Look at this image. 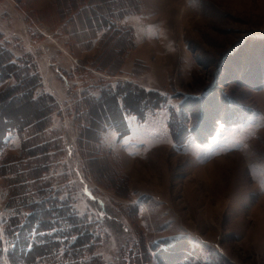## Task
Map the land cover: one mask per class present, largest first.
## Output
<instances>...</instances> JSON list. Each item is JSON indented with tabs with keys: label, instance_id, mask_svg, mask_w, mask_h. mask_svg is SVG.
<instances>
[{
	"label": "rangeland",
	"instance_id": "374dc122",
	"mask_svg": "<svg viewBox=\"0 0 264 264\" xmlns=\"http://www.w3.org/2000/svg\"><path fill=\"white\" fill-rule=\"evenodd\" d=\"M82 1L63 10L61 0H0V31L15 55L33 56L55 101L51 124L66 146L56 171L100 230L95 253L109 264H127L138 247L139 264H264V0ZM92 7L101 19L114 14V29L89 27ZM116 32V45L98 44ZM106 63L113 74L92 66ZM127 81L166 104L143 121L127 114L124 136L108 128L97 144L81 140L82 90ZM4 144L0 156L17 154L19 134ZM4 178L0 227L13 209Z\"/></svg>",
	"mask_w": 264,
	"mask_h": 264
},
{
	"label": "trees",
	"instance_id": "16d2710c",
	"mask_svg": "<svg viewBox=\"0 0 264 264\" xmlns=\"http://www.w3.org/2000/svg\"><path fill=\"white\" fill-rule=\"evenodd\" d=\"M61 2L63 10H76L88 3L81 0ZM109 12L112 14L113 11ZM90 13L96 18L89 17L92 24L89 21V27L112 24L114 29V14L108 20L101 19L100 12L94 7ZM119 36V32L103 33L98 44L101 46L104 40H109L105 46L116 45L114 42ZM9 45V39L0 31V151L11 131L20 136L19 152L0 156V174L7 175L4 178L6 205L13 208L1 217L0 264H109L95 253L101 241L100 230L76 211L62 189L68 184L63 182L61 172L56 171L66 146L62 142L61 127L51 124L52 113L57 109L55 101L43 91V80L33 56L29 53L15 55ZM92 66L107 75L115 72V68L107 63ZM143 68L147 69V66ZM76 102L73 108L77 116L73 121L78 137L97 144L101 133L108 128L115 129L119 137L128 134L127 114H134L143 121L161 109L167 97L156 89L127 81L119 82L113 88L100 85L98 94L84 89ZM13 103L16 106H11ZM26 103L37 106L34 114L17 115V108L22 110ZM172 110L168 126L173 133L175 117ZM93 155L89 153L85 158L95 159L97 163L101 161ZM138 248L129 251L127 264H139L137 254L145 251L144 247Z\"/></svg>",
	"mask_w": 264,
	"mask_h": 264
}]
</instances>
